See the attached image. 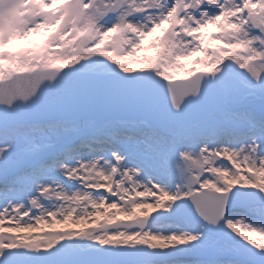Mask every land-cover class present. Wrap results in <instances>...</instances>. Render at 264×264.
I'll list each match as a JSON object with an SVG mask.
<instances>
[{
    "label": "snow or ice",
    "instance_id": "obj_1",
    "mask_svg": "<svg viewBox=\"0 0 264 264\" xmlns=\"http://www.w3.org/2000/svg\"><path fill=\"white\" fill-rule=\"evenodd\" d=\"M0 264H264V0H0Z\"/></svg>",
    "mask_w": 264,
    "mask_h": 264
},
{
    "label": "rangeland",
    "instance_id": "obj_2",
    "mask_svg": "<svg viewBox=\"0 0 264 264\" xmlns=\"http://www.w3.org/2000/svg\"><path fill=\"white\" fill-rule=\"evenodd\" d=\"M33 39H39V37H34ZM69 226V225H68ZM83 227H86V225H82ZM65 227V226H63ZM88 227V226H87ZM51 229L48 228V226H43L42 229H40L39 231H50Z\"/></svg>",
    "mask_w": 264,
    "mask_h": 264
},
{
    "label": "bare ground",
    "instance_id": "obj_3",
    "mask_svg": "<svg viewBox=\"0 0 264 264\" xmlns=\"http://www.w3.org/2000/svg\"><path fill=\"white\" fill-rule=\"evenodd\" d=\"M44 226H46V225H44ZM63 226L64 225H59V224H57L55 227L57 228V229H60V228H63ZM69 226H71V224H70V222H69ZM87 226H89V225H86V227ZM254 239H257V237H253Z\"/></svg>",
    "mask_w": 264,
    "mask_h": 264
}]
</instances>
